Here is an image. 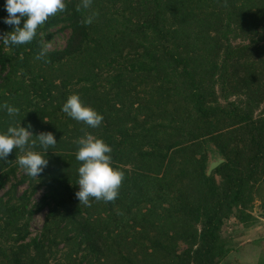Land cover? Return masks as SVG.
Segmentation results:
<instances>
[{
	"label": "trees",
	"instance_id": "16d2710c",
	"mask_svg": "<svg viewBox=\"0 0 264 264\" xmlns=\"http://www.w3.org/2000/svg\"><path fill=\"white\" fill-rule=\"evenodd\" d=\"M65 3L31 43L0 41V132L31 125L57 141L37 179L19 149L0 160V264L221 262L225 221L254 219L257 196L264 209V0H93L90 25L79 0ZM4 5L0 35L13 31ZM58 24L66 43L47 48ZM71 94L103 116L98 128L62 111ZM82 129L124 173L114 202L75 197ZM211 146L223 160L207 173Z\"/></svg>",
	"mask_w": 264,
	"mask_h": 264
},
{
	"label": "clouds",
	"instance_id": "9594fccd",
	"mask_svg": "<svg viewBox=\"0 0 264 264\" xmlns=\"http://www.w3.org/2000/svg\"><path fill=\"white\" fill-rule=\"evenodd\" d=\"M93 0H79L76 11L85 12L81 23L90 25L98 16V12L90 11ZM7 17L4 23L13 27V31L0 35V41L5 46L28 44L36 37L37 29L57 13L66 11L65 0H5ZM23 19V27H20ZM46 55L42 48L38 58ZM2 107L9 116L19 113V109L5 103ZM62 111L77 122L88 128H98L103 122V116L90 106L82 103L78 94H71L62 105ZM46 122V121H45ZM28 128L9 126L6 132H0V160L7 157L14 149L22 153L17 157V164L24 172L37 179L47 166L45 154L50 147H55L57 141L52 132H40L33 135ZM84 135L76 141L75 158L79 162L77 185L79 190L75 197L79 204L91 206L90 200L114 202L119 196V190L124 179L123 171L112 166L111 147L102 139L82 129ZM37 145L44 150H34Z\"/></svg>",
	"mask_w": 264,
	"mask_h": 264
},
{
	"label": "rangeland",
	"instance_id": "374dc122",
	"mask_svg": "<svg viewBox=\"0 0 264 264\" xmlns=\"http://www.w3.org/2000/svg\"><path fill=\"white\" fill-rule=\"evenodd\" d=\"M50 30L53 32L51 38L46 42L45 46L47 48H55V47H62L66 43V39L69 35V28H61L60 24L53 26L50 28ZM209 161L212 160H218L223 158L220 156V154L215 150L213 146H211L209 150ZM208 170V167H207ZM212 170V168H211ZM210 170V171H211ZM262 196H264V189H259ZM43 192V189L40 188L33 196L34 200H38ZM47 210V207H43L39 212L35 213L33 217L31 218L29 222V228L31 230V234H35L39 232L41 223L43 220V214ZM249 211H251V215L253 218L246 221L247 223L254 222L253 224L257 227L259 224H264V209L261 207V199L257 196L254 198L253 202L248 208ZM244 221L238 220L237 217L231 216L229 217L225 223L223 224V235L229 239H233L236 237L237 239H233L234 241H237L235 246H237V249L234 251H230L226 254L223 260L217 264H264V231H263V237L260 238V236H255L253 239H250L251 241H245L241 244H238L240 238H239V232L238 234H235L237 231L242 230V225H246L247 223ZM251 237V238H252ZM234 246V245H233ZM235 258V260H233Z\"/></svg>",
	"mask_w": 264,
	"mask_h": 264
},
{
	"label": "crops",
	"instance_id": "0c3cea01",
	"mask_svg": "<svg viewBox=\"0 0 264 264\" xmlns=\"http://www.w3.org/2000/svg\"><path fill=\"white\" fill-rule=\"evenodd\" d=\"M253 223L254 222H250V223H247L244 226L242 225V230L241 231H237L235 233V234H238V232H239V235H240L239 236L240 240L238 241L239 242L238 244H241V243H243L245 241H251L250 239H253V237H255V236H260V238L263 237L262 235H263V231H264V224L263 223L259 224L256 227ZM233 239H237V238L234 237ZM233 239H230V241H229V245L231 246L230 251H234L235 249H237V246H235L237 241H234ZM225 259H226V257H225ZM233 260H235V258H233Z\"/></svg>",
	"mask_w": 264,
	"mask_h": 264
},
{
	"label": "water",
	"instance_id": "95a60500",
	"mask_svg": "<svg viewBox=\"0 0 264 264\" xmlns=\"http://www.w3.org/2000/svg\"><path fill=\"white\" fill-rule=\"evenodd\" d=\"M220 161H221V159L210 161L209 166H208L207 173H209L210 170H211V168H213L214 166H216Z\"/></svg>",
	"mask_w": 264,
	"mask_h": 264
}]
</instances>
